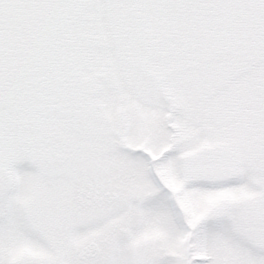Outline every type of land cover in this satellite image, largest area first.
Segmentation results:
<instances>
[{"label": "snow or ice", "instance_id": "snow-or-ice-1", "mask_svg": "<svg viewBox=\"0 0 264 264\" xmlns=\"http://www.w3.org/2000/svg\"><path fill=\"white\" fill-rule=\"evenodd\" d=\"M0 264H264V0H0Z\"/></svg>", "mask_w": 264, "mask_h": 264}]
</instances>
